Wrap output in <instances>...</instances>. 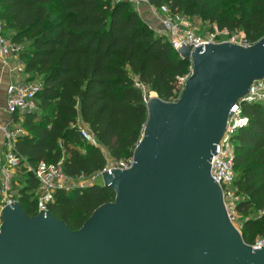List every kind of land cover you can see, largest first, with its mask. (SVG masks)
<instances>
[{"label":"trees","instance_id":"trees-1","mask_svg":"<svg viewBox=\"0 0 264 264\" xmlns=\"http://www.w3.org/2000/svg\"><path fill=\"white\" fill-rule=\"evenodd\" d=\"M52 2L59 16L47 26ZM147 2L153 7L165 4L171 13L185 15L194 7L202 15L211 3ZM245 4L239 15L220 16L214 11L208 18L220 30L242 31L251 45L264 37V0ZM0 20L3 34L12 41L31 42L20 60L28 81L39 79L41 85L35 96L37 109L21 115L26 133L15 137V149L34 166L61 161L67 176H91L103 170L108 158L102 148L113 162L131 159L147 119L144 95L155 92L164 101H174L180 78L190 73L189 59L180 57L127 0H0ZM5 26L15 33L9 36ZM240 107L247 121L233 137L234 184L244 199L234 210L244 217L240 229L244 242L253 245L258 235H264V102L243 101ZM12 117L19 120L18 114ZM78 119L97 145L81 137ZM16 181L22 182L17 189ZM37 186L32 173L20 170L14 176L12 190L29 216L37 213ZM1 199L0 192V203ZM113 199L114 191L102 184L61 188L48 210L77 230L95 208ZM254 209L260 214L251 217Z\"/></svg>","mask_w":264,"mask_h":264},{"label":"water","instance_id":"water-1","mask_svg":"<svg viewBox=\"0 0 264 264\" xmlns=\"http://www.w3.org/2000/svg\"><path fill=\"white\" fill-rule=\"evenodd\" d=\"M177 52L191 63L179 97L149 96L132 164L101 173L113 201L77 230L48 209L29 216L19 200L5 204L0 264H264V246L244 242L210 174L230 109L264 79V37Z\"/></svg>","mask_w":264,"mask_h":264},{"label":"built area","instance_id":"built-area-1","mask_svg":"<svg viewBox=\"0 0 264 264\" xmlns=\"http://www.w3.org/2000/svg\"><path fill=\"white\" fill-rule=\"evenodd\" d=\"M133 3L135 6L141 5V3H147L146 0H127ZM151 6V5H150ZM150 10L158 20V25H151L155 33L165 36L171 43L172 47L178 51L182 47L183 42L188 45L192 44L195 48L199 44L204 46L210 42H220L218 38L222 34H227V30H220L215 28L214 31L208 33L206 36H199L191 30L189 22L181 14H173L167 5L160 7H150ZM229 41L232 42V39ZM245 46L249 44L243 37ZM21 54V46L12 41L9 37L3 34V24L0 20V59L4 62L10 57H15L18 60L15 64L9 67V71L17 76V79L7 86L4 111L13 116L14 114L22 115L27 112H33L37 109L35 96L36 92L40 88V81L34 83L33 81L23 82L20 79L22 74H26L24 71V64L19 59ZM188 76L180 78L179 89L181 92L184 83ZM141 85V84H137ZM250 90L246 94L243 101L252 102L260 101L264 102V79L255 81L251 84ZM147 96L144 95V100H147ZM237 102L229 112L226 128L219 143L216 145V155H212L210 161V174L212 178L220 185L223 193L225 205L230 204L232 207L237 201L243 199V195H238L237 189L234 184L236 177L235 172V144L233 137L237 130L246 123L247 118L242 115L240 104L243 102ZM81 137L91 144L97 145V141L89 128L84 124H77ZM6 127V126H5ZM2 128L3 132V149L1 152L0 160V186H1V207L5 204H9L13 199L9 198L12 191V183L14 176L20 170L32 173L37 179L38 186L35 190L37 212L41 209H48L49 205L56 201V191L61 188L69 189L67 183L73 182L75 179L89 180L88 185L94 184L95 179L101 178V173L104 170L110 168H128L132 164V158L128 160H120L114 162V165L108 166L98 171L91 176H67L62 168V162L57 164L39 162L35 166L29 164L24 157L19 155L15 149V137L11 132H8L6 128ZM83 185H81L82 187ZM0 207V208H1ZM252 247L259 248L264 246V236L256 239Z\"/></svg>","mask_w":264,"mask_h":264},{"label":"rangeland","instance_id":"rangeland-1","mask_svg":"<svg viewBox=\"0 0 264 264\" xmlns=\"http://www.w3.org/2000/svg\"><path fill=\"white\" fill-rule=\"evenodd\" d=\"M203 1H206V3L211 1V3L209 4L208 9L205 12H203L202 15L196 13L195 9L197 10V7L192 8L193 11H191L187 15L181 14L189 22L191 30L194 31V33L196 35H199V36H206L208 33H211L212 31L215 30V28L218 27L216 23L211 22L210 19L208 18V16H210V14L213 13L214 11L217 12V14L220 16L224 15V14H229L230 16L233 17L236 15H239L241 12L245 11L247 8V6L245 4V0H203ZM141 4L148 6L147 3H141ZM48 10H49L48 16H47V19L45 21L47 26H49L54 21L58 20V16H59V14L54 10V2L48 4ZM5 31L9 36H12L15 33V29H12L10 27H6ZM243 37H244V34L242 31L233 30L231 32L227 31V34L224 33V34L220 35L218 40L219 41H229L230 39H232L233 43H237V44L245 46V43L243 42ZM16 42L21 46V54L20 55H22L24 51L29 49V46L31 43L28 39H23V38H20ZM19 59L23 60V57L19 56ZM28 75L29 74H22L20 76L21 80L23 82H27L28 81ZM32 81L34 83H37L40 80L35 79ZM155 94H156L155 92H149V93H146V96L149 97V96H153ZM176 95L178 98L180 95V92L176 93ZM18 119H19L18 121H13V117L8 115L7 120L5 121L6 127L4 126L8 132H11L13 135H16V136L23 135L26 133V129L22 126V122L20 121V120H22L21 115H19ZM77 124H83V122L80 119H78ZM0 137H1V139H3V133H1ZM1 143H2V141H1ZM1 143H0V157H1V152H2ZM102 151L105 153L106 157L108 158V160H107L108 166L114 165L113 160L111 158H109L108 153L105 151L104 148H102ZM0 160H1V158H0ZM88 182H89V180L75 179L73 182L71 181V182L67 183L66 185H67V187L74 188L76 186H81V185L87 186ZM93 183L101 185L102 179L101 178L95 179ZM21 185H22V182H20V181L15 182L16 189L18 187H20ZM238 195H240V194L238 193ZM242 197L244 199V196H242ZM9 198L13 199V200H17V191L12 190L10 195H9ZM226 207L228 209V212L230 214V217H231L233 224L240 231L244 217H242L240 214H238L234 210L235 205H234V207H232L230 204H228V205H226ZM259 214H260V212L254 209L250 212L249 215L251 217H255V216H258ZM262 236H264V235H258V237L257 236L256 237L259 238Z\"/></svg>","mask_w":264,"mask_h":264},{"label":"crops","instance_id":"crops-1","mask_svg":"<svg viewBox=\"0 0 264 264\" xmlns=\"http://www.w3.org/2000/svg\"><path fill=\"white\" fill-rule=\"evenodd\" d=\"M147 2V0H146ZM148 4V2H147ZM150 5L145 6L143 4H139L135 6L136 10L142 17V19L151 25H158V20L155 17V15L150 10ZM18 59L15 57H10L4 62L2 59H0V135L2 132V128L6 125V120L8 117V114L4 111V103H5V96H6V89L9 83L15 81L17 79V76L9 71V67ZM21 79V77H20ZM4 139V138H3ZM3 139L0 137V143H1V150L3 149Z\"/></svg>","mask_w":264,"mask_h":264}]
</instances>
